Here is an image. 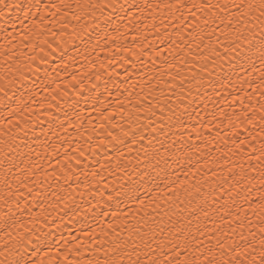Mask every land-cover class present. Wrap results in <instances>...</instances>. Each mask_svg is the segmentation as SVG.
<instances>
[{
	"label": "snow or ice",
	"instance_id": "obj_1",
	"mask_svg": "<svg viewBox=\"0 0 264 264\" xmlns=\"http://www.w3.org/2000/svg\"><path fill=\"white\" fill-rule=\"evenodd\" d=\"M0 3V264H264V0Z\"/></svg>",
	"mask_w": 264,
	"mask_h": 264
},
{
	"label": "bare ground",
	"instance_id": "obj_2",
	"mask_svg": "<svg viewBox=\"0 0 264 264\" xmlns=\"http://www.w3.org/2000/svg\"><path fill=\"white\" fill-rule=\"evenodd\" d=\"M6 2L7 3H11L12 0H6ZM2 6H3V4L0 3V7H2ZM17 31L19 32L20 29L17 28ZM119 71H122V69H120ZM105 79H107V77H105ZM98 83H101L102 84L103 81H99ZM109 87L111 88L112 85L110 84ZM101 91H103V89H101ZM81 107L83 108V107H85V105L82 103L81 104ZM84 115H88V113L85 112ZM92 115L95 116L96 114L93 112ZM93 123H98V122L96 120H93ZM69 131L71 132L73 130L72 129H69ZM85 148H87V145H85ZM89 155H90V153H89ZM101 161L104 162V163H106V161H103V156H101ZM91 164L92 165H95V160H92L91 161ZM96 167L98 168V170L100 171V173L105 178H107V172L104 171V169H100L98 166H96ZM88 179H92V177H89ZM96 179L98 181L96 187H102V185H103V183L105 181H100L99 178H96ZM80 191L85 193V195H83V196L77 195V197H76V203L80 205V215L79 216H76L74 219L73 218H70V217H65V220L67 221V229H71L72 228V225L75 222V220L83 219L85 216L91 218L93 212L96 210L95 208L92 207V205L97 204V202H100L101 204L103 203V201L101 200V194L99 192H97L96 195L93 196V195L89 194L88 189H85L83 187L80 189ZM89 202H91V203H89ZM75 226L77 228L80 227L79 224H76ZM53 227H55V225ZM67 229L65 230V237H67ZM56 235L59 236V231L58 230L56 231ZM77 239L78 240H82V239H87V238L78 236Z\"/></svg>",
	"mask_w": 264,
	"mask_h": 264
}]
</instances>
